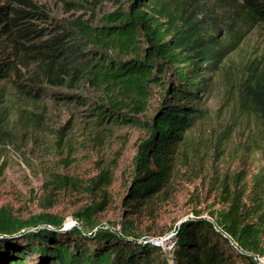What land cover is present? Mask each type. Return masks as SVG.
Wrapping results in <instances>:
<instances>
[{"label":"trees","instance_id":"obj_1","mask_svg":"<svg viewBox=\"0 0 264 264\" xmlns=\"http://www.w3.org/2000/svg\"><path fill=\"white\" fill-rule=\"evenodd\" d=\"M11 1L15 6H0V46L12 50L0 58V86L9 81L19 94L36 101L50 95L41 84L64 86L86 74L92 85L109 90L105 99L90 106L98 122L146 128L147 137L133 158L127 205L149 201L165 187L179 146L199 113L195 102L241 43L239 23L250 22L264 31V0H128L127 6L119 5L96 24L52 23L36 2ZM35 17L51 27L38 29ZM46 33L41 41L39 36ZM21 56L45 64L43 74L21 82ZM156 86L162 88L159 106L153 118L143 122L139 116ZM4 98L0 87V143L11 137ZM71 98L87 104L81 96ZM260 140L264 157V127ZM104 176L95 184H102ZM225 191L224 206L211 211L210 220L195 217L178 228L174 264H263L257 257L264 256V166L251 177L248 191L233 196ZM100 209L97 204L79 211L71 229L51 214L25 219L0 211V264H25L33 253L39 259L35 264H148L162 252L160 246L139 240L127 224L118 235L104 229L96 218ZM42 226L11 242L2 239Z\"/></svg>","mask_w":264,"mask_h":264},{"label":"rangeland","instance_id":"obj_2","mask_svg":"<svg viewBox=\"0 0 264 264\" xmlns=\"http://www.w3.org/2000/svg\"><path fill=\"white\" fill-rule=\"evenodd\" d=\"M32 1L50 15L52 23L66 24L76 20L96 24L104 14L128 4V0ZM5 5L15 3L0 0V6ZM33 23L38 29L51 27L37 17ZM239 29V47L195 102L199 113L179 146L165 187L139 205H127L125 200L134 177L137 145L147 137V131L141 126L98 122L90 106L105 99L109 90L95 87L84 74L72 85L41 84L50 95L33 101L19 94L11 82H3L2 101L9 107L11 137L0 143V211L25 219L51 214L64 221L65 229H71L78 223L79 211L100 204L96 218L104 229L118 235L127 224L139 240L162 248L148 264H163L164 259L174 264L178 228L195 217L210 220L211 211L224 206L225 189L232 196L248 191L251 177L264 166L260 150L264 76L261 82L257 79L264 72V31L244 21ZM46 35L39 36L41 41ZM0 49V58L5 59L12 51L6 44ZM30 59H18L17 77L24 83L42 75L46 66ZM75 96L87 104L70 100ZM161 97L162 88L154 87L146 112L139 116L141 121L153 118ZM101 174H105L104 182L97 185ZM43 228L21 229L2 239L11 242ZM257 259L264 264V256ZM38 260L33 253L24 263Z\"/></svg>","mask_w":264,"mask_h":264},{"label":"built area","instance_id":"obj_3","mask_svg":"<svg viewBox=\"0 0 264 264\" xmlns=\"http://www.w3.org/2000/svg\"><path fill=\"white\" fill-rule=\"evenodd\" d=\"M160 244V243H159ZM158 246H160V245H158Z\"/></svg>","mask_w":264,"mask_h":264}]
</instances>
